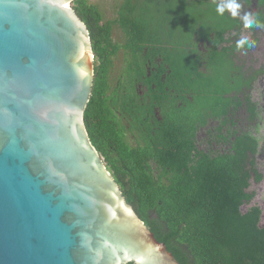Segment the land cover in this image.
Returning <instances> with one entry per match:
<instances>
[{"label": "water", "instance_id": "obj_1", "mask_svg": "<svg viewBox=\"0 0 264 264\" xmlns=\"http://www.w3.org/2000/svg\"><path fill=\"white\" fill-rule=\"evenodd\" d=\"M75 0H0V264H180L89 135Z\"/></svg>", "mask_w": 264, "mask_h": 264}, {"label": "flooded vegetation", "instance_id": "obj_2", "mask_svg": "<svg viewBox=\"0 0 264 264\" xmlns=\"http://www.w3.org/2000/svg\"><path fill=\"white\" fill-rule=\"evenodd\" d=\"M222 2L87 0L91 10L85 14L87 22H84L92 44L91 100L96 105V111L90 114V124L104 141L108 154L116 150L109 132L119 133V142L131 149L142 148L149 156L152 151L155 154L173 147L171 130L175 118L181 116L186 130L191 129L193 121L198 152L217 155L218 150L230 148L225 141L229 128L223 126V117L218 118V43L225 61L233 62L235 89L231 98L236 106L229 112L233 114L232 132L250 131L259 139L257 160L259 152H264V63L258 66L253 63L257 58L264 60V55L256 53L262 50L264 27L246 28L243 23V16L253 13L264 24L259 20L264 18V5L260 0L251 3L237 0L241 5L239 15L232 17L226 12L236 22L222 37L218 30L220 15L216 11ZM242 37L257 43L238 49L236 42ZM181 60L183 63L179 64ZM244 81L250 84L239 89ZM196 97L212 101L200 105ZM252 102L257 106V119L250 109ZM101 155L107 167L111 165ZM147 160L157 174L164 170L152 156Z\"/></svg>", "mask_w": 264, "mask_h": 264}, {"label": "trees", "instance_id": "obj_3", "mask_svg": "<svg viewBox=\"0 0 264 264\" xmlns=\"http://www.w3.org/2000/svg\"><path fill=\"white\" fill-rule=\"evenodd\" d=\"M260 1L264 5V0ZM72 6L87 22L85 14L91 10L87 0H75ZM226 12L218 16L222 37L236 22ZM232 68L233 62L225 61L218 43V118L223 117V126L229 128L225 141L230 148L218 150L217 155L198 152L193 121L191 129L186 130L183 116L175 118L171 130L173 147L155 154L151 152L159 168H164L159 174L150 169L148 151L131 149L119 142L117 132H109L116 142V150L108 154L104 141L90 124V114L96 111L93 100L85 113L92 141L111 163L108 169L128 202L180 264H264L263 209L259 205L243 208L256 196L255 191L249 190L252 181L260 182L264 178L256 155L260 142L250 131L232 132L233 114L229 112L236 106L231 98L235 89ZM179 77L183 79V75ZM249 84L244 81L239 89ZM195 100L200 105H209L212 101L208 97ZM248 100L251 103L249 95ZM252 104L250 109L257 119V106ZM98 114L103 117L102 109Z\"/></svg>", "mask_w": 264, "mask_h": 264}, {"label": "clouds", "instance_id": "obj_4", "mask_svg": "<svg viewBox=\"0 0 264 264\" xmlns=\"http://www.w3.org/2000/svg\"><path fill=\"white\" fill-rule=\"evenodd\" d=\"M240 8L241 5L237 2V0H223L222 3L216 6V11L219 15H223L225 11H228L232 17H236L239 15ZM243 23L246 28L264 27V24L259 23L253 13H246L243 16ZM252 44L253 41H251L248 37H242L236 42V47L238 49L245 46L251 47Z\"/></svg>", "mask_w": 264, "mask_h": 264}, {"label": "rangeland", "instance_id": "obj_5", "mask_svg": "<svg viewBox=\"0 0 264 264\" xmlns=\"http://www.w3.org/2000/svg\"><path fill=\"white\" fill-rule=\"evenodd\" d=\"M91 1H93V0H91ZM261 48H262V50L256 51V53L264 55V43L261 44ZM253 63L256 66H258L259 64H263L264 60L261 58H257L256 60H254ZM259 131L261 132V129ZM259 153H260V155H259L258 160H257L258 161V168L264 175V154H263L264 152L262 153L260 151ZM249 190L255 191L256 196H255L254 200L252 201V203L245 204L243 208H244V210H246L247 208H249L252 205H259L263 209L262 222H264V178L260 182H256L253 180Z\"/></svg>", "mask_w": 264, "mask_h": 264}]
</instances>
